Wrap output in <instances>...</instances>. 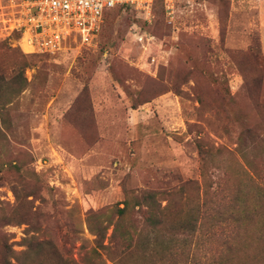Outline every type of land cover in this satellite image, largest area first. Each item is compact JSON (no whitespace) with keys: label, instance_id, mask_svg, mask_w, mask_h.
Here are the masks:
<instances>
[{"label":"rangeland","instance_id":"rangeland-1","mask_svg":"<svg viewBox=\"0 0 264 264\" xmlns=\"http://www.w3.org/2000/svg\"><path fill=\"white\" fill-rule=\"evenodd\" d=\"M13 10L0 0V241L17 255L41 244L34 264H54L52 245L85 264L90 217L105 245L116 223L136 242L150 231L137 202L151 193L162 233L199 222L189 252L164 233L150 264H264V32L252 4L115 8L91 46L54 54L23 50Z\"/></svg>","mask_w":264,"mask_h":264},{"label":"built area","instance_id":"built-area-1","mask_svg":"<svg viewBox=\"0 0 264 264\" xmlns=\"http://www.w3.org/2000/svg\"><path fill=\"white\" fill-rule=\"evenodd\" d=\"M156 0H12L14 29L32 54H54L71 44L91 46L105 15L131 7L151 14ZM172 14L175 0H161Z\"/></svg>","mask_w":264,"mask_h":264},{"label":"trees","instance_id":"trees-1","mask_svg":"<svg viewBox=\"0 0 264 264\" xmlns=\"http://www.w3.org/2000/svg\"><path fill=\"white\" fill-rule=\"evenodd\" d=\"M3 82L4 79L0 77V90L3 88ZM200 155H204V152L201 148ZM140 200L141 201L138 200L139 202H137L138 205L142 204L144 207H146V211L142 214L143 222L149 227L150 231L143 234L141 232L137 238V241L134 242L133 236L128 230H124L123 232L119 233V223H116L114 224L113 238L117 240H111L110 244L107 246L105 245L107 228L93 223L94 218L91 216L89 221V229L91 233L95 235L96 239L94 241L95 247L89 251V256L84 260L85 264H107L102 259L103 251L108 252V257L111 259L110 261L112 264H130L128 261L125 262V259L131 254L141 255L143 261L146 264H150L152 260L150 252L157 255L159 254V248L162 244L161 240H165L161 238L162 236L166 237L165 234L167 233V240L173 239V236L178 237L179 235V238L181 239L185 248L188 250L187 252H189L190 244L192 245L193 239L197 236L199 222L198 219L190 218L186 221L180 222L176 226L167 228L164 231V234L160 229L163 222L162 216L159 214L156 208V196L149 193L140 197ZM124 205L125 206L123 208L117 209L119 219H122L127 214L129 210V201H125ZM41 247V244H30L24 253L17 255L8 242L4 240L0 241V264H34L36 262L32 257L36 250L39 251ZM52 250L54 251L55 255L53 262L54 264H76L74 260H70L67 256L63 255L60 249L53 245ZM111 254H114V257H111ZM185 255H187L186 258L188 263H192L194 261V254H191L192 256L190 257L187 253ZM190 258H192V260H190ZM163 260V256H161L160 261Z\"/></svg>","mask_w":264,"mask_h":264},{"label":"crops","instance_id":"crops-1","mask_svg":"<svg viewBox=\"0 0 264 264\" xmlns=\"http://www.w3.org/2000/svg\"><path fill=\"white\" fill-rule=\"evenodd\" d=\"M233 9L239 10L241 7L247 6V3L252 4L255 10V21L260 32H264V0H230Z\"/></svg>","mask_w":264,"mask_h":264},{"label":"bare ground","instance_id":"bare-ground-1","mask_svg":"<svg viewBox=\"0 0 264 264\" xmlns=\"http://www.w3.org/2000/svg\"><path fill=\"white\" fill-rule=\"evenodd\" d=\"M21 46H22L23 50H24L26 53L29 52V48H28V46H27L25 43H23Z\"/></svg>","mask_w":264,"mask_h":264}]
</instances>
